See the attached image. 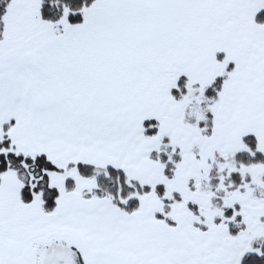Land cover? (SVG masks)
I'll use <instances>...</instances> for the list:
<instances>
[{
    "label": "snow or ice",
    "instance_id": "snow-or-ice-1",
    "mask_svg": "<svg viewBox=\"0 0 264 264\" xmlns=\"http://www.w3.org/2000/svg\"><path fill=\"white\" fill-rule=\"evenodd\" d=\"M0 264H264V0H0Z\"/></svg>",
    "mask_w": 264,
    "mask_h": 264
}]
</instances>
